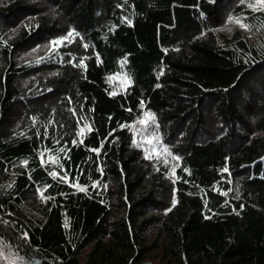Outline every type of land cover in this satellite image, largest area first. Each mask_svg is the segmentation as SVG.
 Segmentation results:
<instances>
[{"label": "trees", "instance_id": "trees-1", "mask_svg": "<svg viewBox=\"0 0 264 264\" xmlns=\"http://www.w3.org/2000/svg\"><path fill=\"white\" fill-rule=\"evenodd\" d=\"M227 1L0 0V264H264V0Z\"/></svg>", "mask_w": 264, "mask_h": 264}, {"label": "rangeland", "instance_id": "rangeland-1", "mask_svg": "<svg viewBox=\"0 0 264 264\" xmlns=\"http://www.w3.org/2000/svg\"><path fill=\"white\" fill-rule=\"evenodd\" d=\"M238 1L239 0H228L225 3V5L221 6L220 8V16L221 14L223 16V24L221 26V30L223 31L222 33H224L225 35L229 36L233 34L235 31L244 32L245 34L247 33L243 23L240 20L230 16V14L233 12L232 8L238 5L239 3ZM240 3L245 4V2L243 3V0ZM54 6L52 4L50 6L46 5L47 8L49 7V9H53ZM255 7L258 10L260 9L264 10V3H257V4L255 3ZM64 40H66V38ZM108 83L115 94L124 92L130 85V81L128 77L124 74H119L113 78H110ZM261 94L262 93L260 91H257V94H255V99L253 100V103L255 105L257 104V102L260 101L259 99L261 98ZM253 109H255V107H253ZM250 124H254V123H250ZM150 127L151 124L147 116H144L143 120L140 123L132 126V131L135 140L134 142L138 146V148H140L145 153L147 157H151L152 159L155 158L159 159L162 155V151L159 148L160 144H158L157 141H155L153 136L146 135L147 129H150Z\"/></svg>", "mask_w": 264, "mask_h": 264}]
</instances>
